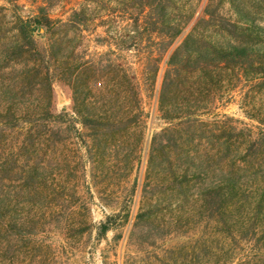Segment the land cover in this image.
Listing matches in <instances>:
<instances>
[{
	"label": "rangeland",
	"instance_id": "374dc122",
	"mask_svg": "<svg viewBox=\"0 0 264 264\" xmlns=\"http://www.w3.org/2000/svg\"><path fill=\"white\" fill-rule=\"evenodd\" d=\"M177 4L192 15L158 62L134 1L0 0V108L19 109L0 114V264H264V63L213 71L214 93L181 77L166 102L186 98L188 117L163 119L159 103L168 55L200 18L204 35L230 21L264 39V0ZM39 9L52 28L34 32L32 57L16 18ZM225 172L242 188L222 213Z\"/></svg>",
	"mask_w": 264,
	"mask_h": 264
},
{
	"label": "trees",
	"instance_id": "16d2710c",
	"mask_svg": "<svg viewBox=\"0 0 264 264\" xmlns=\"http://www.w3.org/2000/svg\"><path fill=\"white\" fill-rule=\"evenodd\" d=\"M127 1H134V3L139 5V12L143 16L144 30L150 34H156L160 46L157 57V61L159 62L174 40L182 34L192 14L190 13L186 19H181L179 14H181L183 6L177 4L178 0ZM203 22H205L204 17L198 20L189 33L186 34L182 41L177 44L168 55L166 60L167 69L162 81L159 98L163 119H167V116L170 114L174 115L173 118H177L176 116H179L180 113H182V117L180 116L178 118L188 117L194 114L193 109L186 105V98L182 99L179 104H173L170 107H168L166 102L167 98H169V94L174 92L177 84H179L178 82L180 81L178 80H182L181 77L184 75L198 73V76L204 79L205 82L201 81V88L206 90V92L214 93L219 90V82L213 79V71L215 74L216 70L233 68L244 62L250 63L254 61L257 63H264V39L251 34L236 37L225 31L226 27H228L233 30L240 29L242 33H244L250 29V27L244 28L236 22L227 21L220 26V32L210 31L208 35H204L200 30V26ZM248 22H251V20H248ZM251 27L257 29L255 25H251ZM38 28H43L45 30H50L52 28V22L44 9H39L36 14L27 18H16V43L22 52L32 57L40 55L34 40V32H36ZM201 61L205 64L204 68L197 67ZM207 77L209 78V82L206 81ZM66 109H69V107L62 108V111H66ZM17 111H19L17 107L7 106L5 108H0V114L5 112L7 115L11 116H15ZM61 114L65 115V113H60L53 121L56 123H64L66 119L65 117H60ZM78 123L80 125L85 124L82 121H78ZM230 142L229 139L223 140V143L226 144L225 149L227 151H229V148L234 144V142H232V144ZM229 154L230 153L224 155V157H229ZM229 175V172H225L223 175L224 177H222L217 184V188H215L219 196V204L222 213H226L230 208L235 206L233 199L241 190V185ZM118 216H121L122 223L125 224L129 216L128 211H122L116 214V216H108L106 221L99 225L98 230L101 236H104L105 233L114 228V219ZM11 222L12 219L11 216H9L7 204L0 201V225L6 230L7 225L11 224ZM229 222V220L223 221V229L231 235L232 233L229 229L233 226V223ZM15 223L17 224L18 222L15 221ZM262 252H264V249H262ZM258 253L260 252L258 251ZM260 254L262 255L257 259H264V253Z\"/></svg>",
	"mask_w": 264,
	"mask_h": 264
}]
</instances>
